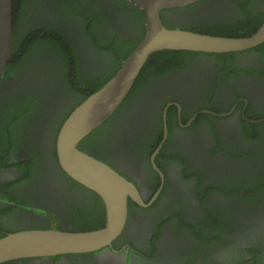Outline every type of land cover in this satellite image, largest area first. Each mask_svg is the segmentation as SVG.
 Wrapping results in <instances>:
<instances>
[{
    "label": "flooded vegetation",
    "instance_id": "obj_1",
    "mask_svg": "<svg viewBox=\"0 0 264 264\" xmlns=\"http://www.w3.org/2000/svg\"><path fill=\"white\" fill-rule=\"evenodd\" d=\"M28 6L12 46L29 29L51 27L73 46L81 69H106L115 58L84 32L85 6L102 11L94 31L106 43L117 40L113 47L145 32L140 9L127 0ZM70 7L75 15L67 19ZM248 14L264 18V0H198L161 17L167 27L189 30ZM40 52L0 79V236L92 230L105 220L101 198L58 162L57 133L80 97L61 88L56 57ZM233 53L180 51L154 59L118 118L83 147L133 182L142 202L128 198L125 225L109 245L125 254L121 264H264V42ZM29 91L42 96L36 116L29 101L8 110L11 99L29 98ZM102 258L82 252L0 264H106Z\"/></svg>",
    "mask_w": 264,
    "mask_h": 264
},
{
    "label": "water",
    "instance_id": "obj_2",
    "mask_svg": "<svg viewBox=\"0 0 264 264\" xmlns=\"http://www.w3.org/2000/svg\"><path fill=\"white\" fill-rule=\"evenodd\" d=\"M127 1L144 12L143 37L123 59L114 75L73 108L56 136V152L61 168L101 198L105 209L104 224L92 230L44 228L7 233L0 237V263L18 258L97 252L103 256L104 263L121 264L125 254L112 252L109 245L125 225L128 198L142 204L138 190L133 182L109 164L82 150L79 142L117 110L153 52L226 53L253 48L264 42V20L254 32L243 37L170 28L162 22L163 10L187 6L198 0ZM12 40V0H0V78L10 58Z\"/></svg>",
    "mask_w": 264,
    "mask_h": 264
},
{
    "label": "trees",
    "instance_id": "obj_3",
    "mask_svg": "<svg viewBox=\"0 0 264 264\" xmlns=\"http://www.w3.org/2000/svg\"><path fill=\"white\" fill-rule=\"evenodd\" d=\"M28 5H29V0H12V28H13L12 45L15 38V32L17 30L16 23L22 11L29 9ZM91 8L92 10H89V8L85 6L86 10L84 9L83 12L79 11V14L82 15L83 17H87L86 15L90 13V17H88L89 19H87L84 23V32L88 35L91 42L96 44L99 50H106L107 52L113 54L115 57L114 59L111 60L110 65H108L106 69H101V70L97 69V71L96 70L93 71V70H88V68L83 66L81 69L79 67L80 63L77 61L75 57V50L73 46L69 43L68 40L62 37L61 33L55 31L51 27L42 28V29L33 28L19 35L18 39L15 41L16 42L15 45L11 47L10 58L6 64L3 77L6 75H11L14 69H16V67L22 63L21 60L24 56L26 55H30V56L33 55L34 57L41 56L42 53L40 51L47 50L49 51V53L53 54L56 57V60L60 65L59 66L60 70H62L61 71L62 76L60 82V85L62 86L61 88L64 90L78 93L80 97V100L72 107V109L75 106H77L80 102H82L88 95L99 89L111 76L114 75V73L119 68L123 59H125V57L131 52V50L135 47V45L141 40L143 35L139 37L135 42H131L129 40L124 39L118 43L117 47H113L114 43H116L117 40H113V42L111 43H106L104 42V40H101V35L97 34L94 31V27H95L94 21L96 20L97 17L102 16L103 13L99 9L94 10L93 6ZM70 9L72 10V13L67 15V19L75 15L74 14L75 8L70 7ZM91 16H93V19H91L92 18ZM137 19L139 20L140 23L141 22L144 23L145 16L143 10L141 9L139 10ZM263 20L264 18L261 19V17H257V16L254 17L248 14V16L236 20L222 21V22L215 20L217 23H221V24L207 23L204 24L203 27L200 25H194L193 27L188 29L191 31L212 34V35L243 37V36H248L252 32H254L260 26ZM61 21L63 24H65L64 23L65 21L63 20L62 17H61ZM142 29L144 31V25L142 26ZM114 38H116V36ZM179 52L180 51L178 50H161V51L153 52L147 59L141 71L139 72V75L137 76L131 90L127 94L124 101L107 120H105L99 127H97L95 130L90 132L85 138H83L79 142V145L82 146L81 149L84 150L83 147L86 146V143L88 141L91 142L92 137L99 135L105 129H109L110 125L113 124L116 118H118L119 114L121 113L120 111L123 105L125 104V102H127V99L131 96L132 93H135V91L138 88H140L142 77L145 74V72L151 68V64L154 59H155L154 62L158 63L166 56L177 54ZM218 54L233 55L234 53L226 52V53H218ZM23 96H25V94ZM76 97L78 96H75V98ZM28 101H29V113H30L29 115H31V117L36 116L35 113L39 112L38 111L39 106H41L42 104V96L39 93V91H35V92L29 91V98L21 97L19 99H14V98L11 99L8 106V110H13L14 108L13 106H15V104H23ZM67 113L69 114L70 112L68 111ZM15 120L16 119H13L12 121ZM14 127L15 126L11 125V129ZM5 132L12 133V130L11 131L5 130ZM97 198L100 197L98 196ZM91 228L96 229L95 227H91ZM12 231L13 230H11L10 232ZM243 263L252 264V262H250L249 260H243Z\"/></svg>",
    "mask_w": 264,
    "mask_h": 264
}]
</instances>
